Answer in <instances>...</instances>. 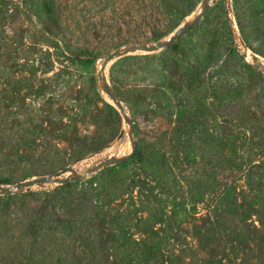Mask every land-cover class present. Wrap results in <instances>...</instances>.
Listing matches in <instances>:
<instances>
[{
  "label": "rangeland",
  "instance_id": "374dc122",
  "mask_svg": "<svg viewBox=\"0 0 264 264\" xmlns=\"http://www.w3.org/2000/svg\"><path fill=\"white\" fill-rule=\"evenodd\" d=\"M0 264H264V0H0Z\"/></svg>",
  "mask_w": 264,
  "mask_h": 264
}]
</instances>
